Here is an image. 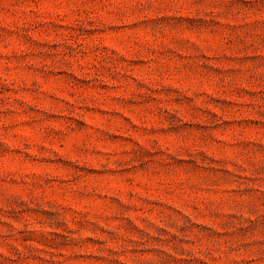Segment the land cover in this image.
<instances>
[{
    "label": "rangeland",
    "instance_id": "obj_1",
    "mask_svg": "<svg viewBox=\"0 0 264 264\" xmlns=\"http://www.w3.org/2000/svg\"><path fill=\"white\" fill-rule=\"evenodd\" d=\"M0 264H264V0H0Z\"/></svg>",
    "mask_w": 264,
    "mask_h": 264
}]
</instances>
